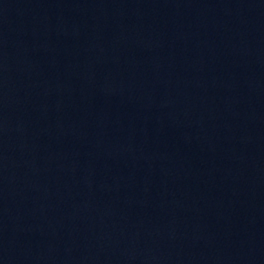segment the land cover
<instances>
[{"label":"water","instance_id":"95a60500","mask_svg":"<svg viewBox=\"0 0 264 264\" xmlns=\"http://www.w3.org/2000/svg\"><path fill=\"white\" fill-rule=\"evenodd\" d=\"M0 264H264V0H0Z\"/></svg>","mask_w":264,"mask_h":264}]
</instances>
